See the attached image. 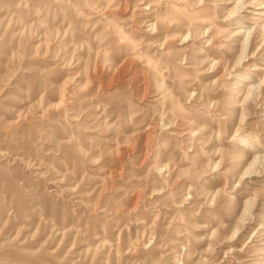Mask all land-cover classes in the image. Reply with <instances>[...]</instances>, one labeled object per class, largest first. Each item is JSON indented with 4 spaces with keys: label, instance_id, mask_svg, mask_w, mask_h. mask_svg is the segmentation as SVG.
Returning a JSON list of instances; mask_svg holds the SVG:
<instances>
[{
    "label": "rangeland",
    "instance_id": "374dc122",
    "mask_svg": "<svg viewBox=\"0 0 264 264\" xmlns=\"http://www.w3.org/2000/svg\"><path fill=\"white\" fill-rule=\"evenodd\" d=\"M0 264H264V0H0Z\"/></svg>",
    "mask_w": 264,
    "mask_h": 264
}]
</instances>
